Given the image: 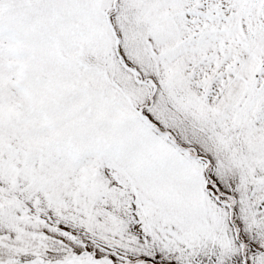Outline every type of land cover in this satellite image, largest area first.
<instances>
[{"label": "snow or ice", "instance_id": "obj_1", "mask_svg": "<svg viewBox=\"0 0 264 264\" xmlns=\"http://www.w3.org/2000/svg\"><path fill=\"white\" fill-rule=\"evenodd\" d=\"M0 264H264V0H0Z\"/></svg>", "mask_w": 264, "mask_h": 264}]
</instances>
